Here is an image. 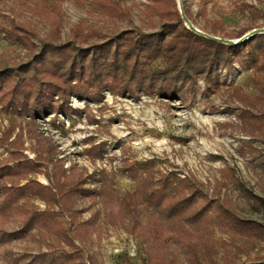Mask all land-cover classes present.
Returning a JSON list of instances; mask_svg holds the SVG:
<instances>
[{"label": "trees", "instance_id": "16d2710c", "mask_svg": "<svg viewBox=\"0 0 264 264\" xmlns=\"http://www.w3.org/2000/svg\"><path fill=\"white\" fill-rule=\"evenodd\" d=\"M79 1L89 6L88 14L99 22L131 26L106 36L94 25L81 23L72 29V39L64 41L63 0H17L47 27L46 37L39 38L28 22L7 19L2 29L6 41L23 49L27 60L0 69V106L24 118L26 135L37 155V159L25 155L23 127L14 142L10 138L15 126L0 137V149L9 154L0 161V256L8 264L21 260L10 249L12 241L34 228L51 242L31 264H89L92 260L88 250L95 245L96 232L100 233V212L90 218L85 214L101 195L98 183L90 181L93 177L84 167L66 168L58 159V147L37 123L52 114L67 118L83 114L70 106L73 97L102 104L106 92L121 97L144 93L183 103L188 93H195L199 79L216 88L225 84L220 80L221 69L246 59L259 93L248 96L234 88L226 111L236 115L239 131L248 139L242 141L240 155L264 174V150L255 146L264 147V34L236 45L202 36L188 25L193 13L186 0H149L148 31L134 25L132 9L120 0ZM257 29L253 23L229 31L212 22L208 36L236 42ZM234 102L240 106H232ZM104 151V144L92 149L93 154ZM146 167V163L123 160L120 171L135 184V194L121 198L113 189L105 203L112 219L128 221L130 234L143 246V264H238L230 251L218 261L211 239L195 235L186 226L213 225L239 236L244 247L264 244V221L243 214L249 210L264 218V196L255 194L232 172L226 177L239 192L237 200L212 198L198 184L173 179L172 174L155 178ZM41 169L47 184L28 179ZM35 197L47 208H37L32 202ZM139 205L146 223L140 220ZM244 264H264V257Z\"/></svg>", "mask_w": 264, "mask_h": 264}, {"label": "rangeland", "instance_id": "374dc122", "mask_svg": "<svg viewBox=\"0 0 264 264\" xmlns=\"http://www.w3.org/2000/svg\"><path fill=\"white\" fill-rule=\"evenodd\" d=\"M120 1L132 9L134 25L144 31L150 30L149 0ZM186 2L193 13V20L189 24L206 35L212 22L225 25L229 31L252 26L253 23L258 29L264 28V0ZM0 7L4 10V15L0 17L1 69L27 60V53L19 46L9 44L4 37L2 29L7 19L31 23L41 39L46 37L47 27L23 9L17 0H5ZM88 12L89 6L84 2L63 0L64 41L72 39V29L81 23L94 25L106 36L131 26L127 22H99ZM249 66V61L245 59L235 61L231 69H221L220 80L225 84L216 88L207 80L199 79L194 88L195 93H188L183 103L144 93H138L137 97H121L106 92L102 104L73 97L70 106L83 110L81 115L73 114L67 118L52 114L37 120L40 132L58 147V159L64 161L65 167L75 164L84 167L93 177L90 181L98 183L101 195L85 214V218H90L96 211L100 212V233L96 232L95 245L88 250L92 258L89 264H143L145 258L143 246L130 234L128 221L112 219L105 209L113 189L121 198L135 194V184L120 171L123 160L146 163L145 170L155 178L161 174H172L173 179L178 177L198 184L212 198L237 200L239 192L226 177L228 172H232L255 194L264 196V174L254 169L248 158L240 155L241 143L248 139L240 133L236 115L226 111V101L234 88L241 89L248 96L259 93V88L252 82L253 72ZM232 106L239 107L240 104L234 102ZM13 126L15 130L10 142L16 141L23 127L24 153L30 159H37L35 144L26 135L24 118L12 115L0 106V137ZM103 144L105 151L93 154V147ZM255 146L264 150L258 143ZM7 157L9 154L0 149V161ZM44 171L41 169L40 172L32 173L28 179L47 184ZM32 202L41 210L47 208L39 198H33ZM143 209L139 205L140 220L146 223ZM243 214L264 221V218L249 210L243 211ZM185 228L197 236L210 238L218 261H221L226 251L233 253L238 264L264 257V244L244 247L243 239L239 236L221 231L213 225ZM48 242H51V238L43 240L39 229L34 228L25 237L14 239L10 249L15 257L21 259L19 264H31L40 250L43 253L48 250ZM0 264H8L2 256Z\"/></svg>", "mask_w": 264, "mask_h": 264}, {"label": "water", "instance_id": "95a60500", "mask_svg": "<svg viewBox=\"0 0 264 264\" xmlns=\"http://www.w3.org/2000/svg\"><path fill=\"white\" fill-rule=\"evenodd\" d=\"M180 8H181V12L184 14V10L182 8V6L180 5ZM190 21H188V25L193 29L195 30L197 33H199L200 35L202 36H205V37H208V38H211V39H214V40H217L219 42H222V43H225V44H228V45H236V44H240V43H243L244 41L252 38L253 36L255 35H261V34H264V28L263 29H257L253 32H251L249 35H245L243 38H241L240 40L236 41V42H233V41H227V40H221L219 38H213L211 36H208L204 33H202L201 31L197 30L196 28H194L192 25L189 24Z\"/></svg>", "mask_w": 264, "mask_h": 264}]
</instances>
